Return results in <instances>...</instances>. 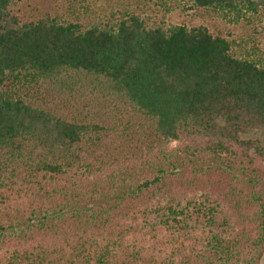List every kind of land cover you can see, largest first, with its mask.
Here are the masks:
<instances>
[{"label":"trees","instance_id":"trees-1","mask_svg":"<svg viewBox=\"0 0 264 264\" xmlns=\"http://www.w3.org/2000/svg\"><path fill=\"white\" fill-rule=\"evenodd\" d=\"M55 1L0 0V264H260L264 0H161L251 38Z\"/></svg>","mask_w":264,"mask_h":264},{"label":"rangeland","instance_id":"rangeland-1","mask_svg":"<svg viewBox=\"0 0 264 264\" xmlns=\"http://www.w3.org/2000/svg\"><path fill=\"white\" fill-rule=\"evenodd\" d=\"M34 3L30 4V8L27 7L26 2H22L18 6L20 12L33 11L43 12L48 10H54L53 12L60 17H64L69 14V8L72 9V4L65 3L64 1L55 0H34ZM88 11L98 15L101 18H108L111 14L118 15L119 11L129 9L140 13L145 17H151L156 23L163 22L165 25L172 24H187V25H204L209 28L213 33H221L223 35H229L231 37L244 38L248 36L252 37L253 27H248L245 22H239V24L229 23L228 20L221 13H213L212 11L188 10L183 11V5L178 6L168 4L169 10L165 11L161 0H88L86 4ZM75 11L78 12L76 7ZM79 12H83L79 10ZM22 14V13H21ZM20 14V15H21ZM257 41L260 46L264 47V34L257 35ZM175 144H172L173 147ZM260 264H264V250L260 254Z\"/></svg>","mask_w":264,"mask_h":264}]
</instances>
